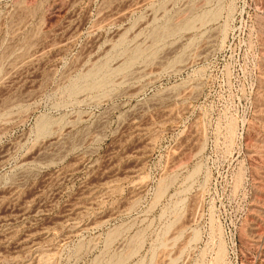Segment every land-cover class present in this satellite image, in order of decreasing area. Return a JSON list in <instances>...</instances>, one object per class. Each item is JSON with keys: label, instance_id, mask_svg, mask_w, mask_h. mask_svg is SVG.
<instances>
[{"label": "rangeland", "instance_id": "1", "mask_svg": "<svg viewBox=\"0 0 264 264\" xmlns=\"http://www.w3.org/2000/svg\"><path fill=\"white\" fill-rule=\"evenodd\" d=\"M0 264H264V0H0Z\"/></svg>", "mask_w": 264, "mask_h": 264}]
</instances>
